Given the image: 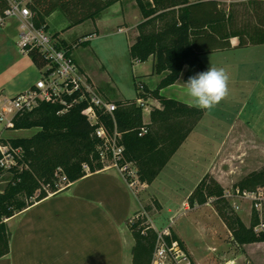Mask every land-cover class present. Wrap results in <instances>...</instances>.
Wrapping results in <instances>:
<instances>
[{
  "label": "trees",
  "instance_id": "1",
  "mask_svg": "<svg viewBox=\"0 0 264 264\" xmlns=\"http://www.w3.org/2000/svg\"><path fill=\"white\" fill-rule=\"evenodd\" d=\"M117 1L28 0L27 5L35 27L48 29L47 18L55 10L63 12L70 21L69 27H72L86 20L98 19ZM135 1L144 20L137 25L138 35L130 45V55L133 60L141 62L152 57L153 74L160 75V80L154 89L145 83L141 88L138 80L135 99L114 100L117 107L113 114L100 111L99 115L110 133L116 122L121 133L120 143L124 145L121 163H133L139 181L149 184L206 111L167 97L162 94V89L181 78L186 83L189 77L207 71L200 57L203 53L264 44V0L245 3L252 7L248 9L254 12L258 22L239 29L230 27L236 12L222 9L219 0ZM8 5L9 0H0V12ZM234 37L238 39L236 44L232 41ZM58 46L71 52L72 45L63 40ZM29 55L38 66L46 65V59L38 49H32ZM150 97L157 99L161 107L152 109L147 123L137 100ZM67 100L72 101L73 96H68ZM64 108L61 102H42L33 111L17 113L7 128L36 131L30 136L1 138L4 145L10 146L14 163L8 167L2 165L3 154L0 151V175L9 172L8 183L0 190V258L10 251L7 219L85 176V165L91 172L104 168L99 154L101 140L95 134V125L87 118V102L73 103L62 111ZM142 127L147 131L140 135ZM17 149L20 152H14ZM238 183L243 187L264 185V169L249 173ZM224 191V186L208 172L188 197V203L194 206L196 202L203 203L212 198L219 216L235 238L241 243L263 242L264 230H254L259 221L258 212L253 210L252 225L247 226L230 209ZM156 204L159 207V203ZM145 222L144 217L127 219L136 241L137 264H142L143 252L151 258L158 236V232ZM166 238L171 242L170 236ZM173 238L177 236L173 234Z\"/></svg>",
  "mask_w": 264,
  "mask_h": 264
},
{
  "label": "rangeland",
  "instance_id": "2",
  "mask_svg": "<svg viewBox=\"0 0 264 264\" xmlns=\"http://www.w3.org/2000/svg\"><path fill=\"white\" fill-rule=\"evenodd\" d=\"M245 3L241 1L221 3L222 9L236 12L230 24L232 29L243 28L245 25L254 26L258 22L251 10L252 7ZM119 10H121L120 5L113 6L97 22L89 20L64 31H62L63 24L58 25L59 22L54 21L55 14L49 19L51 32H60L62 37L72 43L76 61H79L83 70L89 73L99 93L109 100L135 99L138 80L146 82L149 87L154 86V82L146 74L151 71L152 61H134L130 55L133 31L129 32V30L137 21L136 15L134 12L130 14L128 12L125 16L122 14L109 16V13ZM123 10H129V6H123ZM6 21L0 24V92H3L1 98H8L34 84L43 76L46 69L44 66H38L29 52L23 53L20 50L18 46L20 24L14 18ZM96 24L99 28L98 33ZM92 33L95 35L84 39ZM87 40H90L89 44L82 43ZM232 40L234 44L238 42L236 37ZM203 59L209 66L223 67L227 71L230 77L229 93L212 109L215 110V113H212L213 117L224 121L208 120L199 125L194 135L193 163L190 164L193 174L191 180L196 175H201L211 163L225 188L224 195L230 203V209L238 214L247 226H251L253 210L258 212V223L261 218L264 219V202L263 209L259 212L253 208L251 200L242 192H253L263 188L264 185L243 187L238 182L249 173L264 169V137L257 138L253 131L238 124L233 130L234 138L221 146L222 151L220 149L217 153L216 150L221 136L227 131L231 118L237 110V105L246 101L256 106L255 97L251 93L256 92L255 86H258L264 74V44L209 52L204 54ZM163 94L182 101H191L193 104L183 85L170 87ZM152 101V99L147 100L143 107L144 122L148 121L146 117L148 110L152 111L155 107ZM35 131L36 129H24L15 132L2 123L0 145L3 147L5 144L1 138L30 136ZM3 149L5 150V147ZM6 159L10 161L8 156ZM105 164H110V161H105ZM8 178L7 171L0 175V190L7 185ZM141 184L139 181L134 187L138 196L135 198V209L131 217L133 220L144 217L145 224L150 225L157 232L168 228L171 240H176L188 257V261H182L181 264H264V242L241 243L235 238L219 216L212 198L206 199L203 203L196 202L194 206L189 205L187 212L181 208L173 209L171 213H168V210L159 213L160 208L154 198L146 201L141 199L140 195L143 194L140 191ZM237 188L240 189V194H237ZM166 190L173 191L169 185L166 186ZM174 190L181 199L184 195L181 190L178 187ZM258 223L254 226L256 232ZM173 234L177 238H173ZM156 246L157 240L151 258L145 252L141 254L142 264H152ZM127 248L125 264H137L138 250L134 237ZM166 264L176 263L168 261Z\"/></svg>",
  "mask_w": 264,
  "mask_h": 264
},
{
  "label": "crops",
  "instance_id": "3",
  "mask_svg": "<svg viewBox=\"0 0 264 264\" xmlns=\"http://www.w3.org/2000/svg\"><path fill=\"white\" fill-rule=\"evenodd\" d=\"M24 1L27 2L28 0ZM116 5H120L121 10L113 11L109 13V16L113 14L125 16L128 12L129 14L134 12L136 15L137 21L133 28L129 30V32L133 31L131 45L135 42L138 35L137 25L144 18L135 0H118L112 6L106 8L102 15ZM123 6H129V10H123ZM54 14V21L57 20L59 22L58 25L63 24L62 31L71 28L69 27L70 21L66 15L60 10H55L47 18L49 27L46 30L50 34L53 36L56 34L51 32L49 24V19ZM101 16L91 21L97 22ZM14 19L20 24L18 18L15 17ZM96 28L98 33L97 24ZM57 33L58 35L54 36V38L58 42L63 40L65 43L72 45L71 42L60 35V32ZM94 35L95 33L89 34L84 39ZM70 53L80 71L95 86L89 73L83 70L79 61H76L73 55V45ZM204 54L207 53L200 55L201 60L209 68L210 66L203 59ZM148 60L152 61V68L146 74L154 82V86L149 87L146 82L143 81V83L154 89L160 80V75L153 74V58L150 57ZM177 84L185 87V82L181 78L173 85L163 88L162 94L168 88ZM32 86L33 84L22 91L28 90ZM255 87H257L255 88L256 92L251 94L255 97L256 106L250 105L246 101L237 105V110L231 118L227 131L221 136L222 138L216 150L217 153L221 146L234 138L233 130L238 124L253 131L257 138L264 137V74L261 76V82ZM1 94L3 92H0ZM149 99L153 100L152 103L155 107H161L160 102L155 98L150 97L145 102ZM184 102L193 105L191 101ZM150 113L151 111L148 110L147 122L150 121ZM212 113H215V110L211 109L204 112L193 130L171 156L155 180L152 183H142L140 185V191L143 193L140 195L141 199L146 201L154 198L153 200L159 203V213L163 210H168V213H171L173 209L181 208L184 209V212H187V209H189L188 197L202 177L208 172L213 174L221 183V179L213 170L211 163L201 175H196L191 180L193 174L190 164L193 163L194 150L192 143L195 140L194 135L199 125L206 123L208 120L217 119L213 117ZM217 120L224 121V119ZM221 127L223 128L222 124ZM11 130L16 132L24 129ZM217 153H215L216 156ZM168 185L173 190V194L171 191L166 190ZM176 187L184 194L181 199L177 197V192L174 190ZM137 196L134 188L128 183L119 168L108 166L94 172L88 170L85 176L68 184L63 190L36 201L7 219L10 233V251L0 258V264H125L127 247L128 245L130 246L133 239L132 232L127 225V219L133 214ZM263 242L259 243L262 244Z\"/></svg>",
  "mask_w": 264,
  "mask_h": 264
},
{
  "label": "built area",
  "instance_id": "4",
  "mask_svg": "<svg viewBox=\"0 0 264 264\" xmlns=\"http://www.w3.org/2000/svg\"><path fill=\"white\" fill-rule=\"evenodd\" d=\"M236 1L248 2L251 0H219V3L220 5L222 2L230 4ZM15 17L20 21V40L18 43L20 50L27 53L32 49H38L47 63L44 66L46 69L43 76L31 88L8 98H1L0 95V124L3 123L7 128L17 113L33 111L42 102H61L65 105L62 110L64 111L73 103L86 101L87 118L91 124L95 125V134L101 140L99 154L104 167L115 166L119 168L128 183L134 188L139 179L131 162L121 163L124 145L120 143L121 133L117 129L115 119V127L112 133L100 120L99 112L113 114L117 107L116 103L99 93L88 77L80 71L73 56L65 48L58 46L59 42L52 34L43 27H35L31 9L26 1L9 0L8 7L0 12V24H4L9 18ZM138 84L143 88V81H139ZM68 96H73V100L69 102ZM137 103L142 108L145 106V100L142 98L138 99ZM146 131L147 129L142 127L140 135ZM3 147L0 145V151L3 154L1 164L8 167L14 163V159L10 147L8 145ZM14 152H20V149L14 150ZM7 156L10 161L6 159ZM105 161H110V164H105ZM85 168L87 171L89 170L87 165ZM236 192L240 194V189L237 188ZM242 194L251 200L254 205L253 208L259 212L263 209L264 187L253 192L243 191ZM256 230H264V219H260ZM169 235L170 230L168 228L158 232L152 264H166L168 261L181 264L182 261H188L186 253L176 240L167 241L166 237Z\"/></svg>",
  "mask_w": 264,
  "mask_h": 264
},
{
  "label": "clouds",
  "instance_id": "5",
  "mask_svg": "<svg viewBox=\"0 0 264 264\" xmlns=\"http://www.w3.org/2000/svg\"><path fill=\"white\" fill-rule=\"evenodd\" d=\"M230 77L223 67L211 65L207 71L189 77L185 83L193 106L210 111L229 93Z\"/></svg>",
  "mask_w": 264,
  "mask_h": 264
}]
</instances>
